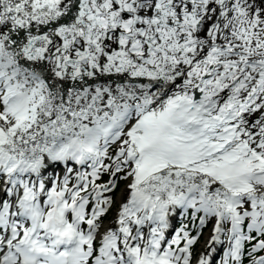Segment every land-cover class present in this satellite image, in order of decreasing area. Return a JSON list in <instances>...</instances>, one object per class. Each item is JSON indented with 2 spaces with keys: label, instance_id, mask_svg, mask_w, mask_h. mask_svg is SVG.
Returning a JSON list of instances; mask_svg holds the SVG:
<instances>
[{
  "label": "snow or ice",
  "instance_id": "snow-or-ice-1",
  "mask_svg": "<svg viewBox=\"0 0 264 264\" xmlns=\"http://www.w3.org/2000/svg\"><path fill=\"white\" fill-rule=\"evenodd\" d=\"M0 264H264V0H0Z\"/></svg>",
  "mask_w": 264,
  "mask_h": 264
}]
</instances>
